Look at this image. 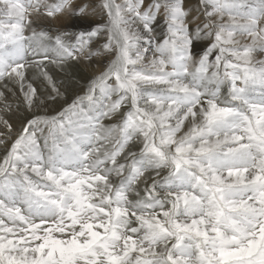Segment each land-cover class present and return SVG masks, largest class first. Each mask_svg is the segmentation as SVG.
<instances>
[{"label": "snow or ice", "instance_id": "6c2138e0", "mask_svg": "<svg viewBox=\"0 0 264 264\" xmlns=\"http://www.w3.org/2000/svg\"><path fill=\"white\" fill-rule=\"evenodd\" d=\"M184 5L100 0L105 24L70 44L33 17L86 5L0 0V81L29 110L28 69L56 100L46 64L78 61L102 32L112 56L84 95L15 139L0 116V264H264V0H199L198 16Z\"/></svg>", "mask_w": 264, "mask_h": 264}, {"label": "rangeland", "instance_id": "374dc122", "mask_svg": "<svg viewBox=\"0 0 264 264\" xmlns=\"http://www.w3.org/2000/svg\"><path fill=\"white\" fill-rule=\"evenodd\" d=\"M54 2L55 0H49V3H54ZM80 5L87 6V15L68 16L70 19L69 22H65V20L62 18L63 16H60L56 19L34 16L32 27H34V29L37 32H44L52 37H55L56 35H60L66 43L74 44L75 37L77 34L81 32H87L91 29V27L95 25H103L106 22V16L103 14L101 8L99 7L100 0H77V6ZM184 6L185 9L190 12L191 16L200 15L201 9L199 7V0H185ZM200 18L203 19V16H201ZM78 25H83L84 27ZM165 33H166V28L163 23V17L161 16L158 18V21L154 25L155 40L159 41L163 39ZM97 40L99 43L95 45L97 51L93 53H99V51L103 50V45L106 42V33L103 32L100 33L97 37H95L85 50L87 51L90 45L95 44ZM208 43L209 41L206 38L194 41L193 52L195 58L199 57V55L206 48ZM148 47L150 49L148 55H150L151 46ZM86 51H84L82 54L79 52L77 54L81 56ZM49 55L51 56L54 54L49 53ZM97 58H98L97 54L96 55H91V53L88 54V59L90 61L95 62L97 61ZM257 58H264V57H261L258 54ZM29 59H31V57H29ZM73 63H75V61L69 59L65 61L62 65H64L65 67L66 66L69 67L73 65ZM57 69L58 67L53 64L50 63L46 64V70L48 71L52 79L55 77V74L57 73ZM99 73L89 74L88 75L89 77H86L82 83L74 84V86L70 87L66 92L63 91L62 85H60V83L55 82L60 90L61 96L58 97L56 100H52L49 98L52 95L51 89L48 87V85L42 78L38 77L37 70L35 68L28 69L26 72V82L31 83L33 87L37 89V96L34 99V104L31 110H29L24 104L23 97L21 96L19 88L16 84L12 83L8 79L0 81V92L4 94L3 99H0V116H2L4 119H6L9 122V124L12 125V133H11L12 139H15V137L19 134V132L22 130V128L24 127V125L27 123L28 120L34 117H51L53 115H56L63 108L70 105L72 101L75 100L78 96L84 95L90 81ZM222 91L223 94L225 95L227 94V88H224ZM16 103L19 105H17ZM22 105L25 107H23ZM86 107L87 106L85 105V108ZM118 120L119 117L117 116L112 120H104L103 123L105 125H111L113 123H117ZM0 132L7 133V130L2 126H0ZM10 143L11 140L8 141V145H10ZM131 147L132 150H138L137 145H132ZM4 154H5V146L0 145V157H2Z\"/></svg>", "mask_w": 264, "mask_h": 264}, {"label": "bare ground", "instance_id": "6f19581e", "mask_svg": "<svg viewBox=\"0 0 264 264\" xmlns=\"http://www.w3.org/2000/svg\"><path fill=\"white\" fill-rule=\"evenodd\" d=\"M62 18L65 20V22L70 21L67 14L63 15ZM78 26H83V25H78ZM32 28L34 29V27ZM96 44H99L98 40L95 42V44H91L90 47L87 49V51L85 50L86 52L80 56V59L78 61H75L73 65L69 66L70 68L67 66L65 67L64 65H61V67H58L57 73L55 74L53 81L60 83V85H62L63 91L65 92L68 91V89L74 86V84L82 83L86 77H89L88 76L89 74L99 73L104 70V67L110 61L112 56L104 53L103 50H101L99 51V53H97V56H98L97 61L93 62L88 59L89 53H93L97 51L96 46H95ZM149 56H151V54Z\"/></svg>", "mask_w": 264, "mask_h": 264}]
</instances>
